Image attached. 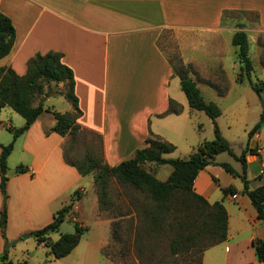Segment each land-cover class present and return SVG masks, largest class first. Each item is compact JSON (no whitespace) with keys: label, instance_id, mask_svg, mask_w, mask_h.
Segmentation results:
<instances>
[{"label":"crops","instance_id":"1","mask_svg":"<svg viewBox=\"0 0 264 264\" xmlns=\"http://www.w3.org/2000/svg\"><path fill=\"white\" fill-rule=\"evenodd\" d=\"M0 12L11 19L15 30L12 49L0 60V68L10 67L21 76L35 54L62 53V62L74 75V94L82 113L77 123L101 137L103 155L110 166L146 147L149 131L175 145L173 133L179 141L186 138L193 110L174 73V60L158 43L165 32H172L181 64L200 71L206 81H210L211 70L216 71L212 75L215 79L226 75L224 35L250 31L241 23L228 26L226 13L255 16V31L264 35V0H0ZM190 77L196 81L193 72ZM170 100L180 106L179 113L170 112ZM4 110L0 115L7 112L13 121L16 115ZM65 112H73L70 102ZM19 123L23 125L24 119ZM54 124V118L53 123L44 124L40 115L15 140L7 159L5 234L15 246L22 234L50 223L54 214L51 205L62 194L83 190L78 185L86 176L65 162L64 136L50 131ZM10 140L0 143L6 145ZM246 147L256 153L246 156L249 186L264 187V124L248 138ZM17 151L18 162L9 164ZM219 155L198 173L194 190L209 203L222 202L228 230L225 241L204 251L201 264H264L254 250V242L264 240V223L243 194L240 178L239 185L232 180L220 183L219 177L226 171L218 164L229 163L217 162ZM19 165L28 171L14 172ZM235 171L240 174L242 166ZM229 186L235 189L234 194L224 195L221 189ZM3 249L0 233V255Z\"/></svg>","mask_w":264,"mask_h":264},{"label":"trees","instance_id":"2","mask_svg":"<svg viewBox=\"0 0 264 264\" xmlns=\"http://www.w3.org/2000/svg\"><path fill=\"white\" fill-rule=\"evenodd\" d=\"M14 37L15 30L11 19L0 12V60L10 53ZM231 42L237 48L236 57L243 65L241 70L249 75L253 70V65L249 57L251 42L248 34L243 30H238L233 34ZM62 57V53L53 51L45 54L37 53L28 60L27 71L21 76L17 75L10 67L0 68V111L4 107H9L24 119V124L18 128L7 127V130L12 133V141L7 145L0 143V193L2 196L0 233L4 239V249L0 255L1 264H13L8 260V247L14 243L7 241L5 229L8 200L6 187L9 179L7 159L13 150L15 140L26 132L43 112L50 113L55 120L54 126L50 129L51 132L60 136L70 135L72 140L78 134L86 133V130L81 129L77 123V119L82 113L78 107V99L74 94L73 71L62 62ZM191 68V65L174 67V73L179 77L180 88L186 96L190 109L201 111L212 120L214 137L211 141L204 140L188 158H164V155L175 151L176 147L161 137L154 136L151 131L146 139V147L136 149L132 157L114 166L104 163L93 149L86 151L79 162L68 156L67 151L71 148L70 146L62 149L65 162L74 167L81 176L93 175L98 201L102 206L107 204L110 178H115L120 183L138 190L151 202L149 208H144L142 218L148 221L150 227L153 226L152 230H160V227L164 228L172 221L177 225L179 233L171 240V254L189 255L191 261L188 264H201L204 251L225 241L228 215L222 202L209 203L195 192L194 181L198 173L213 164L214 158L218 154L228 153L233 156L241 163L242 172L240 174L229 164L219 163L218 165L233 177L241 179L242 192L249 198L257 213V218L263 223L264 187L250 188L246 156L256 153L246 147L240 156L234 155L230 143L222 136L215 122L216 118L221 115V110L214 102L204 99L196 81L190 77ZM57 83L66 84V92L63 96L71 103L73 112L55 111L45 107L43 99L38 100L46 92V89L49 90L52 84ZM262 85L264 86V83ZM262 87H256V91H261ZM169 110L172 113H179L181 108L176 102L170 100ZM263 124L264 104H262L259 121L248 132V137L251 138L260 131ZM147 163L168 164L172 167V171L168 178L162 181L153 172L143 168V165ZM27 171L28 168L22 165L15 168L16 173ZM221 190L224 195L235 192L231 186ZM80 198V192L75 191L72 194L71 202L53 214L51 223L33 232L37 244L48 247L53 259H61L70 254L87 230L85 226L76 221L73 233L61 234L55 241L49 238L50 232L59 228L66 215L72 210L74 202ZM254 250L258 261L264 262V240H256Z\"/></svg>","mask_w":264,"mask_h":264},{"label":"rangeland","instance_id":"3","mask_svg":"<svg viewBox=\"0 0 264 264\" xmlns=\"http://www.w3.org/2000/svg\"><path fill=\"white\" fill-rule=\"evenodd\" d=\"M224 16L228 26L236 27L241 23L245 25V30H250L247 34L251 42L249 57L253 70L249 75L241 70L243 65L236 57L237 48L231 42L233 36L224 35L222 63L226 75H220L215 79L212 75L216 71L211 70L210 81H206L200 71L196 72L191 68V72L195 75L204 99L215 102L221 108L222 114L216 118L215 122L222 136L230 143L234 155L240 156L249 138L248 132L259 121L262 104H264V86L262 85L264 83V35L256 33V17L253 15L245 12H228ZM158 43L172 57L175 68L183 65L176 57L177 45L173 41L172 32H165ZM66 87V84H52L38 100L43 99L45 107L65 112L69 104L63 96ZM256 87H262L261 91L257 92ZM215 88L221 93L224 92L218 94ZM3 109L16 116L13 121H10L7 112L0 115L1 142L13 139L12 133L6 127L10 125L12 128H18L22 126L19 122L23 120L9 107ZM41 121L44 124H51L53 117L50 113L43 112ZM154 128H158L157 122H154ZM97 135L88 130L85 134H78L74 140L70 135H65L62 148L70 146L71 148L67 151L68 156L77 162L82 159L86 151L93 149L106 163L101 137ZM213 137L212 120L205 113L193 110L186 138L179 141L173 133L172 139L177 144L173 143L176 149L164 155V158H188L198 145L204 140L211 141ZM19 157L17 151L9 159V164L18 162ZM216 159L217 162H228L234 170H239L241 167V163L228 153L220 154ZM143 168L153 172L162 181L166 180L172 171V167L168 164L147 163L143 165ZM91 176L93 177L91 174L87 175L79 183L78 186L83 188L78 190L81 198L74 202L72 210L66 215L59 228L49 234L50 240L55 241L61 234L73 233L76 221L85 226L87 230L72 252L61 259H53L49 248L37 244L33 233L28 234V238H23L26 234H22L18 239L19 242L17 241V246H15L16 242H10L14 244L8 247V257L13 264H188L191 261L189 255L178 256L170 252L171 240L179 233L174 221L164 228L160 227V230H152L153 226L150 227L148 221L142 218L144 208H149L151 205L144 194L120 183L115 178H110L107 204L102 206L98 201V193ZM219 180L221 184H227L231 180L234 185L240 184L237 177L227 172L219 177ZM73 193L62 194L54 201L51 205L52 213L69 204Z\"/></svg>","mask_w":264,"mask_h":264},{"label":"water","instance_id":"4","mask_svg":"<svg viewBox=\"0 0 264 264\" xmlns=\"http://www.w3.org/2000/svg\"><path fill=\"white\" fill-rule=\"evenodd\" d=\"M29 237V235L28 234H26V235H23V238H28Z\"/></svg>","mask_w":264,"mask_h":264}]
</instances>
